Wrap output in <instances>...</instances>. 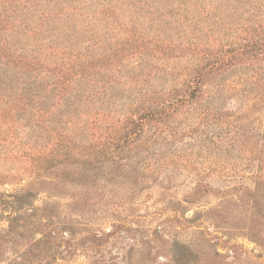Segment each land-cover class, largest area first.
<instances>
[{
  "label": "trees",
  "instance_id": "obj_1",
  "mask_svg": "<svg viewBox=\"0 0 264 264\" xmlns=\"http://www.w3.org/2000/svg\"><path fill=\"white\" fill-rule=\"evenodd\" d=\"M79 1L0 0V103H8L0 116L10 121L0 146L21 147V157L14 149L6 158L20 175L7 178L86 190L92 180L98 188L93 172L139 185L144 175L195 169L196 159L215 169L238 155L264 167L256 159L264 155V0H94V24L108 22L102 35L74 26L92 16ZM18 127L29 130L25 141ZM256 178L245 198L260 210L264 178ZM28 195L0 198L11 222L1 240L35 217ZM45 219L33 227L55 242Z\"/></svg>",
  "mask_w": 264,
  "mask_h": 264
},
{
  "label": "rangeland",
  "instance_id": "obj_2",
  "mask_svg": "<svg viewBox=\"0 0 264 264\" xmlns=\"http://www.w3.org/2000/svg\"><path fill=\"white\" fill-rule=\"evenodd\" d=\"M94 2L81 0L76 4L94 10H84L92 16L77 20L74 26L90 35L97 28L102 35L108 22L94 24V11L100 9ZM84 20L91 24L89 28L81 24ZM7 105L0 103V108ZM123 105L113 107L118 117H123ZM226 107L234 108L231 104ZM8 120V116H0V137L4 139L9 136ZM21 121L16 120L19 126ZM27 131L18 127L15 133L25 141ZM1 145L0 198L15 201L30 193L23 202L34 207L29 214L35 217L27 224L21 222V235L14 240L0 239V264H264V198L260 199V210L252 209L245 198L258 188L257 174L264 178V167L258 161L250 165L234 155L229 163L214 169L209 162L195 158V169L156 172L153 178L144 175L139 185L121 182L120 176L118 181L106 180V174L93 172L98 175V188L92 180L82 190L69 183L62 188L49 183L31 186L27 177L12 182L7 177L20 175V171L18 164L8 163L6 158L14 149L21 157V147ZM260 157L264 159V155L256 159ZM203 185L199 196L192 203L186 202ZM101 190L104 199L99 196ZM110 192L115 201L107 199ZM223 192L233 195L224 199ZM5 206L0 200V235L11 225ZM43 208H47L45 212ZM38 218L51 224L57 241L48 243L46 230L33 227ZM59 243L61 248L56 246Z\"/></svg>",
  "mask_w": 264,
  "mask_h": 264
}]
</instances>
